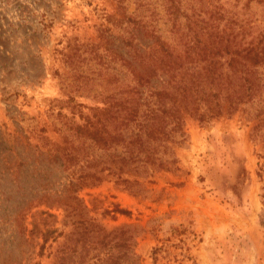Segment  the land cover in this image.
Wrapping results in <instances>:
<instances>
[{"label":"rangeland","instance_id":"1","mask_svg":"<svg viewBox=\"0 0 264 264\" xmlns=\"http://www.w3.org/2000/svg\"><path fill=\"white\" fill-rule=\"evenodd\" d=\"M189 22L245 46L264 32V0H0V264H54L78 218L126 227L137 264H264V89L228 112L221 95L209 118L183 113L171 167L129 166V35L182 50ZM75 125L125 141L98 148ZM87 171L101 180L81 181ZM33 218L55 229L43 250Z\"/></svg>","mask_w":264,"mask_h":264},{"label":"trees","instance_id":"2","mask_svg":"<svg viewBox=\"0 0 264 264\" xmlns=\"http://www.w3.org/2000/svg\"><path fill=\"white\" fill-rule=\"evenodd\" d=\"M129 21L136 24L135 20ZM187 26L189 33L185 34L189 39L182 50L170 46L159 32L143 29L129 35V59L124 58L130 74L126 88L129 89V115L132 120L137 119V125H129L126 139L129 166L133 161H143L162 168L171 167L176 162L175 157L169 155L173 141L171 133L178 127L183 113L200 118L208 114L206 117L209 118L224 112L219 101L221 95L228 101L225 108L228 112L264 89V32L247 45L239 46L230 44L235 39L234 33L228 35L211 28L192 30L190 22ZM106 50L114 51L112 46ZM96 54L99 60L105 57L99 52ZM213 100L215 102L211 104ZM115 104L120 106L123 103ZM262 112L258 111V115ZM74 129L98 148H109L113 141H125L120 131L112 132L106 125H75ZM63 155L69 163L76 159V155L69 151ZM105 169L112 170L113 166L103 165L99 171ZM78 177L81 181L101 180L97 171L81 172ZM71 199L75 202L71 205L73 208L85 207L76 196L71 195ZM74 213L81 215V212ZM34 220L29 233L40 234V250H43L44 243L55 229L46 227L43 221L40 226ZM72 224L57 250L54 264H69V259L79 249V264L88 260L91 261L89 264H137L139 257L134 251L133 236L126 227L107 231L99 222L86 218L73 220ZM92 250L95 252L89 256Z\"/></svg>","mask_w":264,"mask_h":264}]
</instances>
